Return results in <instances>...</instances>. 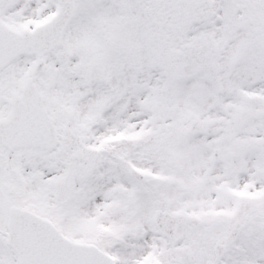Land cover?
<instances>
[{"label":"snow or ice","instance_id":"1","mask_svg":"<svg viewBox=\"0 0 264 264\" xmlns=\"http://www.w3.org/2000/svg\"><path fill=\"white\" fill-rule=\"evenodd\" d=\"M0 264H264V0H0Z\"/></svg>","mask_w":264,"mask_h":264}]
</instances>
